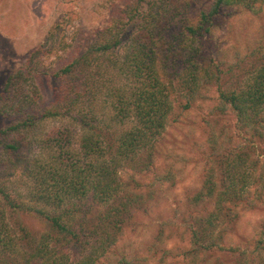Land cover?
<instances>
[{
    "label": "trees",
    "instance_id": "1",
    "mask_svg": "<svg viewBox=\"0 0 264 264\" xmlns=\"http://www.w3.org/2000/svg\"><path fill=\"white\" fill-rule=\"evenodd\" d=\"M140 1L144 0L125 6L124 14L133 12L134 18L110 23L80 54L53 74L61 83L56 92L58 99L52 108L43 111L41 118L70 119L77 127L73 130L76 135L72 136L70 127L64 126L42 141L49 157L47 161L32 158L26 163L18 162L20 167L25 166L21 170L26 181L23 186L28 188L24 196L17 193L12 197L0 186V264H102L107 254L119 248L120 236L132 219L149 210L148 200L154 193L145 189L139 178L153 176L154 183L149 187L172 179L177 162L167 164L160 171L157 161L164 155L160 142L167 128L180 121L182 113L195 108L197 101L208 99L204 94L209 86H216L218 94L213 117L233 112L238 133L231 138L243 139L247 145L213 147L211 153L204 154L202 185L189 198V209L198 206L211 210L206 214L189 212L183 219L189 242L185 253L192 258H210L213 253L234 257L238 253V264H253L259 258V264H264V222L253 246L226 243L228 233L237 230V208H254L257 194L264 198L263 191L260 192L264 189V164L259 156L253 159L247 151L259 142L264 144V63L252 70L244 85L227 87L223 85V78L232 69L223 72L213 64V58L204 57L202 52L203 43L223 10L236 7L254 13L261 0H213L195 20H190L186 12L191 1L185 5L179 0H155L145 5L139 4ZM168 3L171 6L166 9ZM174 24L179 27V33L164 39V32ZM43 48L30 54L29 63L35 62L33 59ZM99 56L104 59L100 64ZM175 61L182 65L176 78L167 71V63ZM35 63V68L27 67L26 74L19 69L6 80L3 99L14 88L28 82L30 74L50 75L40 60ZM109 70L117 73L115 79H107L112 82L103 91L105 88L101 86L105 82L101 79ZM120 79L125 83L119 84ZM178 90L187 93V98L185 94L180 96L185 103H177L174 93ZM34 91L36 98L38 94ZM100 95L102 108L107 110L105 115L96 112L93 106L95 96ZM35 104V101L23 102L18 107ZM5 112V107L0 109V114ZM34 118L35 114L29 112L21 122L1 132L27 129ZM113 126L120 130L111 133ZM6 148L18 151L16 143L6 144ZM246 165L255 171L260 168L256 177L260 187L253 196ZM89 199L92 205L81 210L79 206ZM94 210L97 211L94 223H84L82 228L74 226L76 215L87 217ZM23 213L36 218L37 224L46 230L37 237L32 235L14 216ZM9 218L16 226L8 222ZM85 244L86 249L90 245L89 252L71 261L69 247L83 248ZM249 255L254 260H247ZM137 261L131 253H122L117 264Z\"/></svg>",
    "mask_w": 264,
    "mask_h": 264
},
{
    "label": "rangeland",
    "instance_id": "2",
    "mask_svg": "<svg viewBox=\"0 0 264 264\" xmlns=\"http://www.w3.org/2000/svg\"><path fill=\"white\" fill-rule=\"evenodd\" d=\"M137 1L0 0V109L6 108L5 115L0 114V186L12 197L17 193L24 196L28 191V188L23 186L26 181L21 174V170L25 166L21 164L20 167L18 162L26 163L32 158L33 160L39 158L47 161L49 157L44 152L42 141L50 134L60 131L59 129L64 126L70 127L72 136L76 135L73 130L77 127L70 119L41 118L43 111L52 108L58 99L56 92L61 83L53 74L69 59L80 54L95 35L100 30L106 29L110 23L119 19L134 18L136 15L133 12L124 14V10L125 6L135 5ZM154 1L144 0L138 3L145 5ZM189 1L191 4L186 7V12L190 15V20H195V16L202 8L213 2V0H179L183 5ZM170 6L171 4H166V9ZM256 10L258 11L254 13L244 12L243 9L236 7L233 10H223L215 19L207 41L203 43L204 57L213 58V64L225 73L228 69H232L231 73H226L223 78V85L227 87L229 85L233 87L244 85L253 73L252 70L264 63V0L259 1ZM177 33H179V27L176 24L170 25V28L164 32V39H169ZM41 46H44V51L33 60L35 62L40 60L45 66L44 70H50L48 72L50 75L30 74L31 76L27 77L29 78L28 82L20 84L17 89L14 88L8 93L7 98L3 99L6 80L19 69L26 74L28 66L35 68L34 64L38 62L29 63V57ZM99 59L98 63L100 64L104 59L102 56H99ZM171 63H167L169 65L167 71L169 74H174L176 78L182 65L177 61ZM212 68L215 70L214 67ZM109 71L101 79L105 82V85L101 86L102 88L112 82L107 80L108 78L115 79L117 72ZM93 72H96V67ZM96 78L100 77L96 75ZM120 83H125V80L119 81ZM97 84L101 85L103 82ZM98 85L95 87L98 88ZM35 88L38 94L36 98L33 93ZM18 89H20L18 97H15L17 96L15 92ZM105 90L107 88L103 89V91ZM183 94L187 98L185 91L182 93L181 90H178L174 93L177 103H185V99L180 97ZM103 96H105L104 92ZM204 96L208 99L205 102L197 101L195 108L182 113L179 117L180 121L167 128L166 136L160 142V150L164 154L163 156H166L165 161L163 156L157 161V165L161 167L160 171L167 164L177 162L173 166L172 179L149 187L147 185L154 183L153 176L145 175L139 178L141 184L146 186L145 189L154 193L152 199L148 200L149 210L146 214H139L137 218L132 219L124 235L120 236L119 248L115 252L107 254L102 264H117L122 253H131L132 256H136L138 258L136 264H201L202 262H205L204 264H238L236 262L238 253L234 257L213 253L210 258L202 256L192 258L185 253L189 242L185 226L182 225L183 219H186L189 212L197 214L199 211L206 214L211 210L210 207L199 208L198 206L193 210L189 209V198L199 191L202 185L201 170L203 162H205L204 154L211 153L213 147L238 148L237 145L241 143L247 145L243 139L231 138L238 133L237 118L233 112L230 111L219 118L218 116L213 117L214 108L218 103L216 86H209ZM102 99L101 95L95 96L96 102L93 106L96 112L105 115L107 110L102 108ZM31 101H35L36 104L28 105L25 108L18 107L20 103ZM16 109L21 110L17 111ZM29 112L36 116L32 119L31 127L27 129L20 127L17 132L6 134L1 132L17 122H21ZM178 113L179 109L176 115ZM129 126L128 124L124 128ZM119 130L120 127H114L110 132L114 133ZM9 143H16L18 151H9L6 148V144ZM257 145L252 149L247 148V151H250L253 159L259 156L261 163L264 164V144L259 142ZM245 169L246 175L251 180L250 192L253 196L260 187V182H258L259 185L256 183L260 168L255 171L246 165ZM127 172H131V170L128 169ZM260 192L264 193V189ZM257 195L254 199V208L246 206L243 207L244 210L237 208L239 213L237 230L235 233H228L226 238L228 245L250 247L258 239L264 222V198ZM0 198H2L1 194ZM257 198H262V200ZM259 203L260 205H258ZM90 205L92 202L89 199L79 207L82 210ZM96 213L97 211L94 210L87 217L76 215L74 226L82 228L84 223H94ZM14 216L36 237L46 230V227L37 224L36 218L31 215L23 213L17 215L18 218L16 215ZM9 220L8 222L13 224V220L11 221L10 218ZM81 222H83L82 225ZM13 225L16 226V224ZM22 243L25 244V242ZM75 246L69 247L71 261L80 259L83 254L89 252L90 248L88 245L86 249V244L83 248ZM247 260H254V257L249 255ZM259 263L260 258L253 262V264Z\"/></svg>",
    "mask_w": 264,
    "mask_h": 264
}]
</instances>
